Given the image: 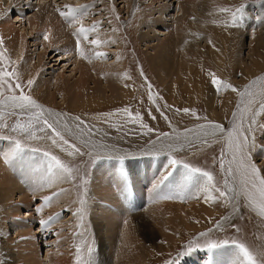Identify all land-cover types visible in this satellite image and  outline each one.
I'll return each mask as SVG.
<instances>
[{
	"label": "rangeland",
	"instance_id": "obj_1",
	"mask_svg": "<svg viewBox=\"0 0 264 264\" xmlns=\"http://www.w3.org/2000/svg\"><path fill=\"white\" fill-rule=\"evenodd\" d=\"M87 1H89L90 3L83 4L84 2H82V0H0V8L1 10H5L7 12L6 17L9 20L8 24L13 26L15 30L17 29L20 30V32L22 31L21 34L23 33L26 35L30 34L31 28H29L27 24L30 16L33 13H36L38 7L40 8L44 4H54L51 6L52 11H55L58 8L60 10H64L63 5H65V3L71 4L72 2V4L78 7L86 5L88 6L87 10L82 14H78V16L81 17V21L84 20V22L87 23L85 24L84 22H82V24L84 23V26H86L87 28L90 27L91 21L87 20L86 18L90 16V11L93 8V4H99L102 0ZM134 1L135 6H133ZM114 2L115 3H113V6L109 5L106 7V11H101V13H103V16H101L102 18L99 17V15H94V18L96 20H99L100 24L104 26V28H107L108 25L110 27L113 26L116 29L118 36L120 37V40L122 42V46L120 48H111L114 51H112L111 49L105 50L107 51V54L105 53L106 55L104 54V56H102V60H108L109 63L119 62V60H124L126 63V68L120 71L121 74L118 77L119 80H121V87H118L120 95H116L115 93L110 94L108 92L106 94L103 93L104 95L102 94V96L99 95L100 97H97L93 93V85L87 84L86 93L88 94L85 93V95L87 97L91 96L89 100H87V104H89L88 107L86 109H79L75 108V106H70L69 102L66 100V93L68 90L66 89L67 86L63 80H66L68 76V78H70L74 74L71 71L74 69L73 64L69 60L65 61L67 60L66 57L69 59L73 58L75 61L80 57L79 55H77V52L75 50L76 43H72L73 49L66 48L64 50V55L66 57H63V59L65 60L61 61V56L56 55L55 57H53L57 53L55 51H48L46 55H44V51L41 49L42 46H34V41H32V39H29L28 35H26L27 50H29L31 53L30 65H32L33 63H37L39 56L43 58L45 64L40 66L38 69L34 66L31 67V69H29V67V71L26 70V72L28 73H24V75L21 76L19 74L20 71L18 69L17 61L13 60L10 51L6 48V45L3 41V44L0 45V53H3L4 59L2 62H0V69L6 68L8 71H12L13 69H15L19 77V82L24 86L25 94L31 97L33 95L32 91L34 88V84L28 86L27 81L32 80L34 83V75L37 70H40L44 67L43 70H41L45 75L49 73H51L52 75V73H54L51 78L45 77L53 81L59 74V72H63V75L57 78L56 81L61 92L57 95V98L59 101L62 99V105L58 106L56 109L54 108L55 111H58L61 114L65 115L67 119L71 118L70 121H72V124H74L76 127H78L77 125H79L78 128L83 129L88 136L93 139L95 138V140L97 141L107 143L110 148L124 149L129 152H136L140 150L142 151L156 146V142L158 141L162 140L165 142L168 137L172 136L173 130L183 132L189 128L209 123H217L223 126L227 125L232 112L238 102L240 95L239 93L244 90L246 85L249 84L253 78L264 73V49H262V45L259 41V30L257 32V28H255V23L259 24V21L263 15L259 16L256 20L254 18L255 22L248 25L250 27H248L247 25L244 26V23H240L238 25V28V26H226L227 22L230 20V14L223 13L220 11V9L229 8L234 10L236 7L243 4L245 5L243 18H245V16L249 14V10L252 11L256 8V10H259V8H264V0L205 1L204 3H206V5L204 7H199L196 11L197 13L195 15L192 14L193 16H191V18L194 19L195 22H198L199 26L196 27V31L198 32V34H207V43H204L205 46L200 49V44H196L197 42L194 41L191 42V45L194 48H192L190 57L192 61L195 62L193 66L194 68L190 72L185 68H182L180 69V73L178 74V76L174 75L171 79L167 77L164 72L161 77L157 76L156 72L153 70L152 65L149 62L151 50H147L144 45L145 43H142L141 39L139 38L140 33L144 34V32L148 31L146 27L144 28L139 24L141 19L139 11L142 7L149 5L150 0H115ZM174 2L175 0H168V5L170 4V8H162L160 15L156 13L154 14V16H156L155 18L160 16L162 20L167 21L171 19V15H176L175 8H177L178 3ZM165 3L166 2L163 1L162 5H164ZM157 6L158 5H156L155 7ZM96 8L100 9L101 7L99 8V6L96 5ZM252 15L255 16L254 14ZM16 19H18L19 21H16ZM171 20L173 21V19ZM172 21L166 22L168 23L167 25L165 23L156 22L153 27L154 30L149 31L148 34L151 37L152 34L155 35L158 34V32H163V30H165V26L174 24ZM70 22L71 20L65 19L64 24H73L72 22ZM2 23L3 21L0 20V24ZM74 24L76 25V27L78 26L77 23ZM51 27V25H40L35 30L34 33H36V35H33V37L37 38L38 40L44 41L43 35L47 34L48 37H50V35L52 34ZM152 31L154 32L150 34V32ZM245 33L248 35L247 37L251 38L252 41H250V38L248 39L247 37L243 36V34ZM182 35H184V33ZM0 39H2L1 35ZM69 39L71 41V38ZM240 39L241 41L242 39H244L243 42H241ZM26 45L24 46L26 47ZM262 53L263 55H261ZM174 62H179V59L175 58ZM257 68L258 71H256ZM212 74H215V76L225 84L231 85L238 89V92H233L231 88H221L220 90H217V88L212 84ZM180 76L182 78V81L179 82L178 79ZM188 79L191 81V85L189 86H187L189 84ZM103 83L106 84V81ZM149 85L151 87H149ZM207 90L210 92V98L208 100L210 105L208 106L205 98L201 96L202 94H197L201 91L207 92ZM263 90L264 86L260 85L257 89V92L263 93ZM16 94L19 95V90H17ZM149 94L152 95L153 100L149 99ZM5 95H8V93L6 92ZM204 95H206V93H204ZM190 96L192 97V99H190ZM261 96L262 97H259L254 102L255 104L251 107L253 111L259 110L260 104L264 102V94ZM125 108L129 109V111L133 115L139 113L142 117V121L132 122L129 116L122 111ZM185 108L190 109L191 111L189 113L177 111L178 109L183 110ZM2 111L4 112V119L0 120V124H7L8 127L0 128V137H11V139H0V149L3 146V141L7 140L13 143L15 140L19 139L21 143L25 144L26 150L28 149L29 151H31L30 148H37L40 152L47 151L50 154L56 155L65 164L74 169V179H70L71 183L68 188L74 187L73 189H75L74 192L77 199V206L80 205V200H83V205H85L87 199L92 195V192H90V181L93 180L92 175L95 169H102V167L107 169L104 175L98 176V178H100L106 184V186L107 184H110L112 180L108 172L111 171L119 175L117 171L119 168L117 159H109L105 156L103 157L98 155L95 157L89 156L87 154L88 152L82 146L76 143V141L72 140L71 138L65 137L62 134L70 144H74L80 149V152L83 153H77L69 156L67 152L61 150V146L53 145L51 143V140L48 139V137L51 136L50 129H45V131L43 132L39 130L41 127H43L42 124L34 125L32 130L35 131L36 136L38 137L34 140H29L26 134L11 131L12 127H14L15 123L18 120L20 123H27L28 117L32 114V112L36 110H28L26 114L19 115H9L8 113L11 111V109H2ZM17 112L19 113V110H17ZM192 113H195V116L192 115ZM77 117H79L80 121L84 122L83 125L79 124V121L76 120ZM153 117H155V119H153ZM165 117H167V119H165ZM248 118L249 117L247 115V120H245L244 125H247ZM44 119L47 118L44 116ZM257 122L258 124H264V114H261L259 117H257ZM141 124L145 125L146 127H141ZM117 127H119V129ZM149 129H151L152 131H148ZM122 132L124 133L121 134ZM164 133H167L168 136H164ZM263 134L264 130L260 128L256 129L255 138L258 148L257 150H255V152H257L260 148L259 146L262 145L261 142L263 140ZM206 140L207 143H205L204 140L197 143H191L182 148L180 147L179 149L177 148L175 150V154L169 151H165L162 152V154L158 155L149 154L134 161L129 159L124 160L126 167L129 166V162H135L136 164H139L141 169H143L142 171L146 173L159 164L158 161H156L157 159L163 157L165 158V160L166 157L169 159L175 158L184 163H188L193 167H198L202 170L211 172L215 178L214 182L222 190L227 191V189L224 188V181L226 179L229 186L235 189V191L229 192L227 197L225 198L219 197V194L217 193L218 198L223 203V215L218 214V212L215 213L213 211V213L210 214L207 219L198 217V215H194L190 216L192 218L188 219L186 224L181 223L177 220L176 226L172 227L169 226L170 224H165L168 233H172V235L174 236L173 240L170 241L159 236L158 239H153L154 241L151 239L148 241H144L145 246L151 249L149 254L146 255V259L144 262L145 264H172L173 261L175 262V264H187L190 262V259H193L196 254H194V251H192L190 254L181 255V253L185 251L186 246L192 241H198V245L196 248H203V245L205 244V241L207 239L216 241L227 240L229 242L236 240L243 242L250 250L254 252L264 251V219L251 207L249 208V205L244 202V200L241 201L242 209L240 215L231 219L230 222H227V227H224L220 230H210V228L216 222L220 221V219L228 212L227 208L232 207L231 205L233 204V201H235L234 196L236 195V186L234 185L233 179H231L232 176H228L226 171H222L220 168V158L222 152L224 153L225 169L228 168L227 165L229 155L226 150L225 140L222 137H213ZM37 152L34 154L42 156ZM15 161H13L12 163H14ZM25 162L31 164L32 167H36L39 164L38 159H34L32 161L27 159L25 160ZM139 166L136 167L138 168ZM163 169L164 175L166 174V171H171L169 163H167V166H165ZM119 177V181L124 184L121 177ZM157 178L158 177H155L154 179ZM100 184V181L94 182L95 191L99 195L100 191L98 188ZM152 184H156V182H153ZM156 197L157 199H159L158 195H156ZM1 199L2 197L0 198V264H25L22 259L21 261L19 259V249L14 248L15 245L21 244L22 237H28L27 232L24 230V226H29L28 222L24 219L27 213H32L34 218L33 220L37 222H33L32 227V231H34V233L36 232V229L39 226L40 222V212L38 211L39 208L37 209V211H35V209L36 205H38L40 201L36 198L33 200L28 199L26 203H29L30 205L27 206L26 204L25 207L23 206V209L20 210V215L16 216L15 214H13V211L11 209L13 203L2 202ZM60 203H62V201ZM144 208H146V204L144 206L141 205L138 210L141 211ZM27 209L33 211L28 212ZM62 209L64 210H62L63 212L61 215H63L64 218V215L68 213V209L67 207ZM44 212L45 211H42L43 214ZM75 214H77V212H74V214L72 215L74 216L72 221H68V224L72 223L74 225L70 224L68 225L69 227H64L66 229H64L61 225L62 231L59 233L58 238L60 240L61 238L62 240L64 239L65 245L64 243H61L62 245H60V241H57L55 238H53V232H49V234L47 233L44 239H41L45 243L50 242V245H44V243H41V245L39 244V250L37 249V251L39 252V256L37 257L39 259L45 260V257L47 256V262L44 261V264L57 263L59 259L54 258V256L57 257L56 255H58V257L60 256L59 258H62L60 259L61 261L64 260V263L62 262L63 264H66L67 260V264L77 263V253L74 254L76 259L75 257L73 258V256L71 257V255H73L72 247L74 249V241H72V239V242L70 241L73 245L72 246L69 242L70 239L68 240L64 238L66 232L68 231V228H70L69 231H71L72 227V231H74L75 233L73 234V236L77 235L76 231L80 225L78 226L76 223H78L80 217H77L78 215ZM10 216L12 217V219ZM75 219H77V221ZM60 220L58 222H60ZM11 223L14 225L16 224L15 227L21 228H16L17 230L13 231L14 229L10 226ZM62 233L63 235H61ZM200 233H208V236L201 237ZM14 237L15 239H12ZM10 240H12V244ZM53 242L56 244H54ZM7 243H9V247L3 249L2 246H7ZM230 245L231 244H229V246L227 247L215 250L214 253H211L212 259H216L215 255L221 253L222 251H226L227 249L231 250L232 247ZM56 246L59 247L57 248ZM65 246H67L66 249H62ZM47 249L50 251H48ZM54 249H56L57 253H55L56 251H54ZM74 250L73 252L75 253L77 249L75 248ZM5 251L7 253H5ZM60 251H63V254ZM64 251L67 253H64ZM49 252H51V254H54V256L50 255V258H48V255L50 254ZM58 252L61 254H59ZM68 252L71 254H68ZM63 256H65V258H63ZM69 258L72 259V261L69 260ZM73 259L75 260L73 261ZM86 262V257H83L79 261V263ZM216 263H218V261ZM222 264H229L228 256L226 254H223Z\"/></svg>",
	"mask_w": 264,
	"mask_h": 264
},
{
	"label": "bare ground",
	"instance_id": "obj_2",
	"mask_svg": "<svg viewBox=\"0 0 264 264\" xmlns=\"http://www.w3.org/2000/svg\"><path fill=\"white\" fill-rule=\"evenodd\" d=\"M114 1L115 0H102L100 1L99 4H93V8L90 11V16L86 18L87 20L91 21V26L88 28L84 26L85 23L84 20L83 21L80 20V22L77 23L78 24L77 27L74 23L71 24V26H69L70 24L67 25L64 24L65 18L61 17L57 10L55 11L51 10V6L54 4H44L40 8L38 7L37 12L33 13L27 22L29 28L31 29H30V34H26V35H28L29 39H32V41H34L33 42L34 46H39V45L42 46L41 49L44 51V55H46L48 51L57 52L53 57L59 55L61 56V61H64L65 59H63V57H66L64 55V50L66 48L73 49L72 43H76L78 38L76 35H74V33L77 32L79 27L83 26L84 28L91 30L93 26H95L96 30L89 31L87 40L83 39L82 36L79 37L81 51L84 53L87 59L81 58L79 52H77V49H75L77 55L80 56L79 59L75 61L73 58L69 59L66 57L67 60H65V61L69 60L70 62H72L74 67V69L71 70L74 73L73 76H71L70 78H68L69 77L68 76L66 80L63 81L66 83L67 86L66 89L68 90L66 93L67 94L66 100L69 102L70 106L71 105L75 106V108L86 109L88 107L89 104H87V100H89L91 96L87 97L85 95L87 84L93 85V93L97 97H100L102 96L103 93L106 94L108 92L110 94L115 93L116 95H120V91L118 90V87H121V82H120L121 80H119L118 77L121 74L120 71L126 68L125 61L119 60V62L109 63L108 60L107 61L102 60V56L99 57L96 56V53L107 54V51L105 50L114 47L120 48L122 46V42L120 40V37L118 36L116 29L113 26L110 27L109 25L107 26V28H104V26L100 24L99 20H96L94 18L95 17L94 15H99V17L103 16L102 15L103 13H101V11H106V7L109 5L113 6L114 5L113 3H115ZM163 1L166 2L164 5H162ZM205 1L208 0H175V2L178 3V6L177 8H175L176 15H171V19H173V21L171 19L167 21L162 20L160 16H158L157 18H155L156 16H154L155 13L160 15L162 8L164 7L170 8L169 6L170 4L168 5V0H150L149 5H146L141 9L139 8L140 9L139 13L141 15L139 24L142 25L144 28L146 27L148 29V31L144 32V34L140 33L139 38L141 39L142 43H145L144 45L146 49L151 50V54L149 56V62L152 65V68L156 72L157 76L161 77V75H163L164 72L167 75V77L171 79L174 75L178 76V74L180 73L179 71L182 68H185L189 72L194 68L193 66L195 62H193L190 57L192 48H194L192 47L191 42L194 41L197 42L196 44H200L199 46L201 49L207 43L206 40L207 34L205 33H202L203 35L198 34V32L196 31L197 30L196 27L199 26L198 22H195L194 19L191 18V16L197 13L196 11L199 7L201 6L204 7L206 5V3H204ZM82 2H84L83 4L90 3L87 0H82ZM66 5H70L73 8H78V9L81 8L75 6L71 2V4L65 3V5H63L64 10L62 11L67 10L65 8ZM96 5L99 6V8L100 7L101 8L97 9ZM156 5L158 6L155 7ZM133 6H135V1L133 2ZM256 9L252 11L249 10V14H247L245 18H243L242 23H244V26L245 25L248 26L250 23L255 22V20L259 16L263 15L259 21V24L255 23V28H257V32L259 30V34H260L259 41L262 45V49H264V23H263L264 8H259V10ZM128 10H129V6H128ZM6 14L7 12L5 10H1L0 8V20L3 21V23L0 24V35L2 37V40L4 41V44L6 45V48L10 51L13 60H16L18 63V69L20 71L19 74L23 76L24 73H28L26 72V70H28L29 67H30L29 69H31V67L34 66L38 69L40 66L45 64V62L43 61V58L39 56L37 63H33L32 65H30L31 53L29 50H27V45H26L27 37L25 34L23 33L21 34L22 31L20 32V30L17 29L16 31L13 28V26L8 24L9 20L6 17ZM252 14H254L255 16H253ZM78 18L81 19L80 16H78ZM16 21L19 20L16 19ZM169 21H172L174 24L170 26H165L164 27L165 30H163V32L162 31L158 32V34L153 35L152 33L154 31L150 32V34H152V36L150 37L148 33L149 31L154 30L153 27L156 22L165 23L167 25L168 23L166 22ZM82 22L84 23L82 24ZM42 24L52 26L51 27L52 34L50 35L47 41L45 40L41 41L33 37V35H36V33H34L35 30ZM31 26L34 27L32 28ZM183 33L184 35H182ZM243 36L247 37L248 35L245 33L243 34ZM69 38H71V41ZM247 38L249 39L250 37ZM92 40H99L100 44L98 46L94 45L91 43ZM243 40L244 39H242L241 41L240 39L241 42H243ZM250 41H252L251 38ZM24 45H26V47ZM263 53L261 55H263ZM175 58L179 59V62L177 63L174 62ZM43 68L41 69L43 70ZM41 69L37 70L34 75V83H33L34 88L32 91L33 94L32 98L36 100V102L40 104L43 109L48 110L45 111L44 116L65 137L71 138L72 140L76 141V143L82 146L87 152L91 150L92 154L89 156H94V157L98 155L103 157L105 156L108 158L110 155L113 157L124 155L125 159L134 161L139 159L140 157H144L146 155L152 154V152L155 149H160L158 154H162V152L165 151L167 152L169 151L175 154L176 153L175 150L177 148L178 149L180 147L182 148L191 143L201 142L213 137H222L225 140V137L227 136V132L231 130V128L234 125V122L239 123L240 121V109H238L237 106L240 105V108L245 107L247 104V100L249 99L248 96H244L242 98L241 95H239L238 102L233 112L231 110L232 115L230 117L229 122L225 126L220 124L225 129L224 133L217 132L215 135L205 136L201 128L202 125L189 128L183 132H178L176 130H173L172 136L168 137L165 142L161 140L156 142V146L153 147L150 146L151 148L142 151L140 150L136 152H129L124 149L110 148V146L107 145V143L97 141L95 140V138L94 139L91 138L85 133L83 129H79L74 124H72V121H70L71 118L67 119L65 115L61 114L58 111H55V109L58 106L62 105L61 103L62 99L59 101L57 98V95L61 92L59 90V85L56 81L57 78L63 75V72H59V74L56 76V78L53 81L45 77L51 78L54 73H52V75L51 73L45 75L44 73H42ZM256 71H258V68ZM105 81L106 84L103 83ZM178 81L179 82L182 81L181 76L179 77ZM253 81H256V83L253 84ZM190 82L191 81L188 79L189 84L187 86L191 85ZM260 85L264 86V73L253 78L251 82L247 84L246 87L244 88V90L250 88V91L253 94L254 101H256L259 97H262L261 95L264 94V90L263 93L257 92V89ZM244 90H242V92H244ZM201 92H198L197 94H202L201 96H203L207 101V106L210 105L208 102L210 98V92L208 90L207 92L205 91H201ZM204 93H206V95H204ZM190 99H192L191 96ZM254 104L255 103H253L251 107ZM4 110H10V109H4ZM49 112L54 114L58 113L60 114V116L57 117L55 115H49ZM233 113H236L237 115L234 116ZM57 119L60 120V123L56 122ZM245 120H247V114L245 116ZM64 124L68 125V129L64 128ZM117 128L119 129V127ZM123 133L124 132H122L121 134ZM262 139L263 140L261 143L262 145H264V134L262 136ZM86 141L88 142L87 145L85 144ZM2 145L3 146L0 149V198L2 197L1 199L2 202H7V203L12 202L13 205L11 206V209L13 211V214L17 216L20 215V210L23 209V206L24 207L26 206L27 204L26 202L28 201V199L33 200L36 198L37 200L40 201V203L36 205V209H35V211H37L38 208L41 209V212L39 211L40 222L42 220H48V218H53V219L55 217L57 218L54 222L52 219L50 225L47 228L44 227L42 228L41 223L38 221L39 226L37 227L36 232L34 233V231H32V227H33V222L35 223L36 221L33 220L34 218L32 213L26 214L24 219L28 222L29 226H24V230L27 232L28 237H22L21 244L15 245L14 248V249H19L18 252L19 259L20 261L22 259V261H24L25 264H42L44 261L47 262L46 260L47 256L45 257V260H41L37 257L39 256L38 254L39 252L37 251V249L39 244L41 245V243H44V245L45 244L50 245L49 244L50 242L45 243L44 241L41 240L44 239V237L47 235V233L49 234V232H53V235L52 234L51 235L57 241L58 240L60 241L59 242L60 245H62L61 243H64L65 245L64 239L62 240L61 238L60 240L58 238L59 233L62 231L61 225L63 226V228L69 227L68 225L72 223L68 224V221L69 220L72 221L74 217L72 215L74 214V212H77V214L75 215H78L77 217H80L78 221L79 224L76 223L78 226L80 225L76 231L77 235L73 236V234L75 233L74 231H72L73 229L72 227L71 231H69L70 228H68L67 232L69 233L67 232L66 234L64 233L65 234L64 238L68 240L70 239L69 242L71 241V239L72 241H74L73 244L74 249L75 248L77 249V247L80 248V252H79L80 259L86 257L87 261L91 259L93 264H145L144 262L146 259V255L149 254L151 249L145 246L144 241H148L150 239L151 240L158 239L159 236H161V238L163 237L164 239H168L170 241L174 239L172 233H168L165 224H170L169 226L173 227L177 225V220L180 221L181 223L186 224L188 219L192 218L190 216H194V215H198V217L207 219V217L210 214H212L213 211L215 213L218 212V214H222V215L224 214L222 212L223 203L218 198L216 192L212 193V195L216 197V199L214 201L206 202L205 193L203 192L197 194L198 198L193 196V193L196 192L195 185H189L183 191H181L177 187L179 177L185 171L180 166L177 167L176 171L173 174V177H171L169 181L165 182L164 184L160 185L159 188H157V182L164 175L163 168L167 166V163L169 161V158L167 157L166 160L164 157L157 159L156 161H158L159 164L146 173L142 171L143 169H141L139 164H136L135 162H133L134 164L132 162H129L130 164L127 168L129 170L130 177L132 178L131 182L134 187V194L132 197H130L131 193H127L125 187L123 186L124 184L119 181L118 177L120 175H117L111 171L108 172L112 180L110 184H107L106 186V184L100 178H98V176L104 175L107 169H105L104 167H102V169L101 168L95 169L92 175L93 180L90 181V188H91L90 192H92V195L87 199L85 205L80 204L79 206H77L76 205L77 199L75 197V192H74L75 189H73L74 187L68 188L71 183V180L68 179L66 175L53 177L52 185L50 187H38V184L41 182V177L44 175V173L43 171L39 173L35 172L34 171L35 167H32L31 164L25 162V160L29 159L30 161H32L34 159H38L39 164H41L42 162L46 161L44 159L42 152L39 151L37 153L41 154L43 157L34 154L36 152H31L27 149L24 153V158L22 161L20 160V161H15L14 163L6 164L4 160V156L13 147V143L5 140L2 142ZM93 145H95L96 148H93L92 147ZM225 145H226V140H225ZM226 150L229 155L227 166L228 167L231 166L235 168V165L229 164V161L231 160L232 157V152L229 151L227 147ZM35 155H37L38 157ZM251 155H252V160L254 161L256 166H258L261 170V176H264V148L261 149L259 148L257 152H255L254 150ZM255 159L257 160V163ZM136 166L139 167L137 168ZM155 177L158 178L154 179ZM231 179H233L234 185L236 186L235 187L236 195L234 196L235 201H233L231 208H227L228 212L220 219V221L216 222L214 225L212 224L213 226L210 228L211 231L220 230L224 227H227L228 226L227 222H230L231 219L238 217L242 209L241 208L242 200H244V202L248 204V201L243 196L237 195L241 187L239 182V176L233 175ZM96 181H100L101 183L98 188L100 191V195L95 191L94 188V182ZM153 182H156V184H152ZM45 183H47V181H45ZM201 183H203V179H201ZM54 193H60V194L56 196L54 199H52L49 204L45 205L44 203L45 198L53 196ZM156 195H158L160 200L157 199ZM61 201L62 203H60ZM145 204H146V208L139 211L138 208L141 205L144 206ZM29 205L30 204L28 203L27 206ZM65 207H67L68 213H66L63 218V215H60V213L62 212V210H64L62 208ZM250 207L251 206L249 205V208ZM81 208L83 210L79 211ZM27 211L32 212L33 210L27 209ZM42 211H45L44 214L42 213ZM262 218L264 219V217ZM58 219L59 220L61 219L60 222H58L59 221ZM75 220L77 221V219ZM218 224L220 225L219 227H217ZM15 225L12 223L10 225L14 229L13 231H16L17 230L16 228L19 229L21 228V227H15ZM70 234H71V238H70ZM61 235H63V233ZM12 239H15V237ZM11 241L12 240H10V242ZM67 246L63 247L62 249L64 248L66 249ZM6 247H9V243H7V246L5 245L2 246L3 249H6ZM56 247L58 248L59 246ZM89 248L92 249L91 256H89V252H88ZM62 249H58V250H62ZM74 249L72 247L73 255H71V257L73 256V258L75 257L74 254L77 253V251L75 253L73 252ZM54 251H56V249H54ZM233 251L234 248H232L231 250L227 249L226 251H222L221 253L216 254L215 255L216 259H212V264H222L223 254L224 255L226 254L228 256V260L230 262L231 254ZM60 252L62 253L63 251ZM5 253L7 252L5 251ZM49 253L50 254L48 255V258H50L49 257L50 255L54 256V254H51V252ZM55 253H57V251ZM64 253L67 252L64 251ZM206 253L208 254V252ZM68 254L71 253L68 252ZM56 256L57 257L54 256V258L59 260L58 261L55 260L57 261V263L54 262L53 263L63 264L64 260L61 261L60 259L62 258H59L60 256L58 257V255ZM65 256H63V258H65ZM70 258L69 260L72 261V259ZM75 259H73V261ZM215 261L216 262L218 261V263H216ZM79 264H86V263H79ZM187 264H206V259H204V254L195 255L193 259H190V262Z\"/></svg>",
	"mask_w": 264,
	"mask_h": 264
},
{
	"label": "snow or ice",
	"instance_id": "obj_3",
	"mask_svg": "<svg viewBox=\"0 0 264 264\" xmlns=\"http://www.w3.org/2000/svg\"><path fill=\"white\" fill-rule=\"evenodd\" d=\"M65 8L66 11H62L59 8L57 11L59 12V15L61 17H64L66 20H71L72 23H79L80 19L78 18V14H82L85 12L88 8V6H82L81 8H73L70 5H66ZM244 8L245 5L241 4L240 6L236 7L234 10L229 8H221L220 11L223 13H229L230 14V20L227 22L226 26H238L240 23L243 22V14H244ZM118 18V17H117ZM71 26V24L69 25ZM96 28L93 26V28L86 29L83 26L79 27L76 33L77 41H76V49L77 52H79L81 58L87 59V57L84 55V53L81 51V45H80V39L79 37H83V39H88V33L89 31H95ZM43 39L47 41L49 39L48 35H43ZM92 44L99 45V40H92ZM3 44V40L0 39V45ZM103 53H96V56H103ZM4 59L3 53H0V62H2ZM143 74V73H141ZM256 81H253V84H255ZM28 86H31L33 84L32 80L27 81ZM212 84L217 88V90H220L221 88H231L233 92H238V89L235 87L225 84L223 81H221L219 78L215 76V74H212ZM149 87H151L149 85ZM251 87V86H250ZM17 90H19V95H17ZM8 93V95H5V93ZM241 97L248 96L249 99L247 100V104L245 107L240 108V105H238V109H240V121L239 123L234 122L233 127L231 130L227 132V136L225 137L226 140V147L229 151L232 152L231 160L229 161L230 165H235V168L229 166L227 169H225V161H224V153L222 152L221 158H220V168L222 171H226L228 176L238 175L239 176V182H240V191L237 193V195L243 196L247 201L248 204L251 206V208L258 212V214L261 217H264V176H261V170L254 161L252 160V152L254 150H257L258 145L256 143L255 138V131L257 128H260L264 130V124H258L257 117H259L261 114H264V102L260 104L259 110L253 111L251 108V105L255 102L253 98V94L249 89H245L244 92L239 93ZM149 99L153 100V97L151 94H149ZM2 109H11V111L8 113L9 115H19V114H26L28 110H36L32 112V114L28 117L27 123H20L19 120L15 123L14 127H12V132H20L27 135V138L29 140L37 139L35 131H33V127L35 124H42L43 127H41L40 131H45V129L51 130V136L48 137V139L51 140V143L53 145L61 146V150L67 152L69 156H72L74 154H83L80 152V149L76 147L74 144H70L67 139L64 138L62 133L47 119H44V113L45 111H48L46 109H43L40 104L36 102L31 96L25 94L24 92V86L19 82V77L13 69L12 71H8L6 68L0 69V120L4 119V112ZM19 110V113L17 112ZM124 113H126L130 120L132 122H140L142 121V117L139 113H136L133 115L129 109L125 108L122 110ZM183 111L184 113H189L190 109H183V110H177ZM248 115V121H247V127L244 125L245 116ZM49 115H55L57 117L60 116V114L51 113L49 112ZM192 115L195 116V113H192ZM234 116H236V113H233ZM155 119V117H153ZM167 119V117H165ZM77 121H79L80 125H83L84 122L79 120V117L76 118ZM57 123H60V120L57 119ZM7 124H0V128H7ZM79 127V125H78ZM141 127H146L145 125L141 124ZM64 128L68 129V125L64 124ZM203 134L205 136L208 135H215L217 132L224 133L225 129L220 125L216 123H209L206 125L201 126ZM148 131H152L149 129ZM164 136H168L167 133L163 134ZM11 139V137H0V139ZM207 143V140L204 141ZM87 141L85 144L87 145ZM93 148H96L95 145L92 146ZM103 147V146H101ZM260 148H264V145H260ZM26 151L25 144L21 143L19 139L15 140L13 142V147L10 149L9 152H7L4 156V160L6 164H10L15 160H23L24 153ZM32 152H37L39 149L37 148H31ZM160 149H155L152 154H158ZM88 155L92 154V151L90 150ZM43 155L47 158L46 161L42 162L41 164L37 165L34 168L35 172H41L43 171L44 175L41 177V182L38 184V187H50L52 185V178L53 177H59L62 175H66L68 179H74V169L69 167L67 164H65L61 159H59L56 155H52L49 152L45 151ZM109 159H117L120 167L118 168V173L121 176V179H124L126 177V172L123 168V163L125 160L124 155H119L116 157L109 156ZM169 167L171 168V171H166V174L161 177V179L157 182V188H159L160 185L164 184L165 182L169 181L171 177H173L174 172L176 171L177 167H182L185 171L184 173L179 177V181L177 183V187L183 191L185 190L189 185H195L196 186V192L193 193V196L198 198V193L203 192L205 193V201H214L216 197L212 195L213 192H216L219 194V197L225 198L227 197L229 192L235 191L234 188L230 187L228 184L227 179L224 181V188L227 189V191L222 190L220 187L216 185L214 182L215 178L213 174L209 171L202 170L198 167H193L189 165L188 163H184L182 161H179L175 158H170L169 161ZM201 179H203V183H201ZM47 181V183H45ZM86 182V181H85ZM60 193H54L53 196L45 198V205L49 204L52 199H54L56 196H58ZM80 204L83 205L84 201L80 200ZM81 208L79 211H82ZM40 211V209H38ZM53 218H49V220H42L40 223L45 228H47L51 220ZM220 225L218 224L217 227ZM201 237H207L208 233H200ZM198 245V241H192L187 246L184 252L181 253V255L190 254L192 251L196 250V247ZM229 246V241H216L207 239L205 241V244L203 245V249L206 250L208 253H213L215 250L221 249L223 247ZM232 248H234V251L231 254V259L229 264H264V251H252L250 250L243 242L233 240L231 241ZM80 248L77 247V264H79L80 257H79ZM89 256H91L92 249H88ZM211 260V258H209ZM86 264H93L92 260L89 259ZM172 264H175L173 261Z\"/></svg>",
	"mask_w": 264,
	"mask_h": 264
}]
</instances>
